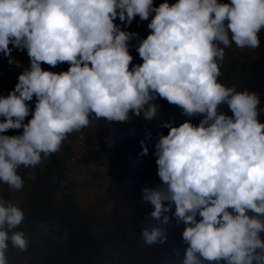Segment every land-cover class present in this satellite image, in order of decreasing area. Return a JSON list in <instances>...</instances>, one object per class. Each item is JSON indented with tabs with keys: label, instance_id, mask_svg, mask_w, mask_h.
Masks as SVG:
<instances>
[{
	"label": "clouds",
	"instance_id": "1",
	"mask_svg": "<svg viewBox=\"0 0 264 264\" xmlns=\"http://www.w3.org/2000/svg\"><path fill=\"white\" fill-rule=\"evenodd\" d=\"M137 16L150 32L136 48L142 63L130 70L128 42L138 33L121 25ZM262 30L264 0H0V53L10 66L18 63L13 49L29 57L0 96V133L23 129L0 134V183L21 190L18 169L59 152L70 134L94 120L125 122L129 112L153 120L154 101L163 98L202 119L162 125L168 133L153 153L162 187L141 189L151 219L184 224L181 264H264V107L256 92L218 82L225 49L259 48ZM65 62L67 71L41 68ZM141 147L146 154L144 141ZM24 220L20 207L0 197V264H8L9 243L27 250L16 230ZM141 225L144 246L167 243V228Z\"/></svg>",
	"mask_w": 264,
	"mask_h": 264
},
{
	"label": "trees",
	"instance_id": "2",
	"mask_svg": "<svg viewBox=\"0 0 264 264\" xmlns=\"http://www.w3.org/2000/svg\"><path fill=\"white\" fill-rule=\"evenodd\" d=\"M160 3L161 0H153L154 6ZM218 3H230V0H218ZM148 22L140 21L137 16L127 28L121 25L122 30L138 33L128 42L132 61L138 63H142V60L136 48L150 32L147 27ZM114 23L120 22L117 19ZM258 35L260 47L255 50L239 49L234 43L231 48L225 49L218 82L229 87L236 85L237 91L248 89L256 92L261 99L259 107H264V30ZM9 47L11 48L12 45L10 44ZM13 51L22 50L13 49ZM3 57V53H0V61ZM68 67L63 63L55 67L41 64L42 70L55 73L67 71ZM5 75V68L3 70L0 68V85L9 92L14 85L2 81ZM165 101L159 97L154 101L160 107L153 120H145L143 113L141 116H135L131 112H129V120L125 122H108L100 119L102 124L109 126V141L98 149L88 147L84 152V148L92 143L90 137L87 138V142L84 141L85 146L81 148L80 160L84 165L96 163L98 166L113 151L118 155V159L126 160L127 158L130 166L123 172L114 171L112 179L121 182L130 192L143 188L157 189L159 184L156 183L161 181L157 182L160 178L157 175L156 157L153 153L155 144L159 142V136L168 133V128L162 125L170 122L173 126H179L188 120L196 126L202 119V115L189 117L182 114V109L177 112L174 108L178 106L172 104L170 107ZM35 102V96L32 101L26 102L30 110L34 109ZM218 110L228 116L232 115L226 105L219 106ZM3 119L0 117V122ZM258 119L259 122L264 123V114H261ZM18 130H8L0 134L18 135ZM141 141H144L146 154L142 151ZM74 144L67 138L61 150L50 155L43 169L32 177V185L19 205L25 214V220L16 230L23 231L29 242L27 250L21 251L25 256L26 264H105L107 261L115 260L121 264H150L144 245L138 240V235L136 239L131 237V233L141 231V223L149 219L134 215L127 229V222L122 221L121 217L112 219L107 216L98 217L91 209L79 203L73 189L64 183L66 170L64 158L72 153ZM119 164L123 167L126 162L119 160ZM118 175L119 178H117ZM131 176L136 180L135 186ZM162 227L167 228L170 246L181 254L179 261L181 264L183 251L187 247L181 238L184 224L180 223L178 227L174 224L162 225ZM46 231L50 233L47 235L50 240L47 239L49 237H44ZM41 235L44 236L40 238ZM13 249L14 247L9 243L6 252L8 264H11L9 260L12 258ZM204 264L212 263L205 261Z\"/></svg>",
	"mask_w": 264,
	"mask_h": 264
},
{
	"label": "rangeland",
	"instance_id": "3",
	"mask_svg": "<svg viewBox=\"0 0 264 264\" xmlns=\"http://www.w3.org/2000/svg\"><path fill=\"white\" fill-rule=\"evenodd\" d=\"M163 0H161V3ZM176 0H168L169 4L175 3ZM11 56L15 58L18 62H14L12 66L8 64V59L3 57L0 61V68L2 70L5 68L6 75L2 79L4 82H10L12 85L17 83V77L24 68L29 66V57L26 50L22 51H12ZM64 65L69 66L66 62ZM132 64H140L138 62L132 61L129 65L131 70ZM166 105L172 106L166 102ZM175 111H180L179 107L174 108ZM90 119L92 117L90 116ZM110 129L106 124H102L101 120L91 121L90 124L81 129L79 132H74L68 136L70 142H74V150L72 153L64 158V164L66 167L65 170V180L64 183L69 185L73 189L75 196L79 203H81L85 208L91 209L96 216L103 217L107 216L110 219L115 217H121L122 221L127 222V229L130 227L129 221H131L132 216L144 217L148 225L151 226H160L162 225L159 221L152 220L150 217V212L152 211V205L145 201L142 202L141 190L130 192L129 189H125L124 185L118 180L112 179V173L114 171L123 172L124 169H128L130 162H127V158L118 159V155L115 152L111 151L107 157H105L104 162L101 165L96 163L83 164L80 160V154L82 153V147L87 142V138L90 137L92 143L88 147L93 149H98L106 142L109 141ZM50 156L44 157L42 154V160L39 165L32 168H24L23 166L18 169V173L24 180V186L21 190L17 191L9 188L6 184L0 183V197L13 203L14 205H19L23 201L24 195L28 192L32 185V177L35 174H38L44 167L45 162L49 159ZM119 160L126 162L123 167L119 164ZM127 166V167H126ZM120 175V174H119ZM117 176L119 178L120 176ZM114 177V176H113ZM131 181L135 186V179L131 176ZM160 182V179L157 182ZM159 184L157 189L159 190L162 185ZM125 189V190H124ZM231 211V209H229ZM169 224H174L176 227L179 224H175L170 221ZM137 233V234H136ZM139 232H132V239H136L138 235V240H140ZM44 235H41L40 238L49 237L48 231ZM50 240V237L47 238ZM48 240V241H49ZM142 242V241H141ZM184 242V241H183ZM185 243V242H184ZM145 252L148 255L150 264H179L181 259V254L170 246L167 241L163 245H152L144 246ZM11 264H26L25 256L17 248L13 249L12 258L9 260ZM214 264V262H211ZM105 264H121L115 261H107ZM223 264V262H221Z\"/></svg>",
	"mask_w": 264,
	"mask_h": 264
},
{
	"label": "built area",
	"instance_id": "4",
	"mask_svg": "<svg viewBox=\"0 0 264 264\" xmlns=\"http://www.w3.org/2000/svg\"><path fill=\"white\" fill-rule=\"evenodd\" d=\"M7 94H8L7 89L0 85V96H6ZM30 118H31V110L29 116L25 117L24 123L26 124Z\"/></svg>",
	"mask_w": 264,
	"mask_h": 264
},
{
	"label": "water",
	"instance_id": "5",
	"mask_svg": "<svg viewBox=\"0 0 264 264\" xmlns=\"http://www.w3.org/2000/svg\"><path fill=\"white\" fill-rule=\"evenodd\" d=\"M22 131H23V129H19L18 132H17V134H18V135L21 134Z\"/></svg>",
	"mask_w": 264,
	"mask_h": 264
}]
</instances>
